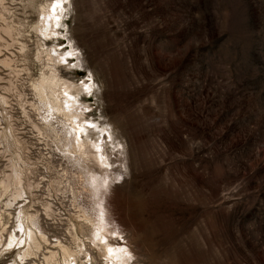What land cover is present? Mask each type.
Wrapping results in <instances>:
<instances>
[{"label":"rangeland","instance_id":"1","mask_svg":"<svg viewBox=\"0 0 264 264\" xmlns=\"http://www.w3.org/2000/svg\"><path fill=\"white\" fill-rule=\"evenodd\" d=\"M0 2V26L13 28L0 31L11 59L0 63V180L33 185L16 198V180L0 186V264H23L2 230L22 203L52 243L74 249L76 227L82 264L109 261L79 221L100 211L124 264H264V0ZM47 2L57 13L43 35L35 4ZM45 48L73 85L77 137L107 158L98 182L35 109Z\"/></svg>","mask_w":264,"mask_h":264},{"label":"bare ground","instance_id":"2","mask_svg":"<svg viewBox=\"0 0 264 264\" xmlns=\"http://www.w3.org/2000/svg\"><path fill=\"white\" fill-rule=\"evenodd\" d=\"M35 8L40 16V20H38L34 25L35 31L37 30L43 35L49 34L51 32V27L53 26L52 22L55 19L57 13L56 10H53L55 9V4L53 5L52 2H50L49 4L48 2L44 4L38 3L35 4ZM1 20L3 21L2 18ZM0 31H3L5 35L10 36L13 28L12 26L4 24V26H0ZM21 47H25L24 44H22ZM42 50L44 51L42 52L47 56L48 64L45 68H43L38 77V80L32 83L34 98H36L37 100V102H35L37 103L35 109L36 111L41 113L46 125H52L54 120L57 122L60 128L57 129L55 128L56 126H54V128L52 129H54V131L56 132L60 131V133H55L60 134L61 141L63 142L62 144L65 147L67 146L68 149L70 148L68 154L72 153L74 157L78 159L82 167L84 177L87 176L88 179L92 181V183L98 182L99 179L94 166L95 164L99 165L104 163L103 159H105V154L97 149L98 146L96 144H89V140H80L77 137L78 131L82 129V126L80 127V124L83 123L84 118L80 113H78L77 107L75 105V99L71 96L70 90L72 89L73 85L70 82L65 81L59 75V71L56 65L60 62V54H54V52L48 48ZM1 53L2 52H0V54ZM36 55L37 57L40 56L39 53H37ZM10 60V56H0V63L5 67L9 66L8 64H11ZM11 83L12 82L9 81L8 85H13ZM18 97L20 98L21 96L18 95ZM1 98L3 99L4 103H7L3 96ZM105 160H107V158ZM12 180L13 182L16 180V185L13 183L12 186L14 187L13 191L11 192L15 198L22 197L21 192L25 189H28V191L30 190L29 193L31 192L30 188L33 186L31 182H27V186L22 187L21 181L17 180L16 177H13V174H4L3 179L0 180V186L3 187L4 191H7V189L11 187L10 185ZM35 187L37 188V186ZM30 195L32 196V192ZM46 202L45 214H48L51 207L50 202ZM11 203H13V201ZM7 205L12 206L13 204H10V202L8 201ZM24 206L25 203H22L15 207L16 209H18V213L14 216V218H16V221L12 226L13 230L7 231L5 227L2 228V230L6 231L5 241L7 247L11 248L14 245H18L19 249L24 248L18 253L20 262L24 264L25 261L29 259L41 258L42 261L40 262V264H82L80 262L79 255L82 253L83 247H85L86 243L78 237V234L75 230L76 227L72 225V240L75 242L74 249L59 240L56 241V243H52L51 241H49L44 232V228H42L41 226V220L39 214L37 213L38 211L33 210V212L25 213L23 211ZM80 210L83 209H79V212ZM51 212L52 211H50V213ZM80 213L81 214L79 215V221L81 223H87L89 228V233L87 234L86 239L88 241H92L94 245L101 251V253H103V255H106V257L109 259L107 264H124L125 262L128 263L130 260L129 255H127L128 252L124 251L122 248H118L117 246L116 248H114L112 245L106 242L107 235L113 234L114 230L107 225L104 217V212L100 211V215L98 217L96 216L95 218L89 216L85 212ZM51 214L48 215L50 216ZM80 225L82 226V224H79V227L81 230H83V227H81ZM44 244L47 247H44ZM44 248L46 249L43 251ZM110 249L111 254L109 252ZM12 264L16 263L14 262ZM32 264H37V262L35 260H32Z\"/></svg>","mask_w":264,"mask_h":264},{"label":"snow or ice","instance_id":"3","mask_svg":"<svg viewBox=\"0 0 264 264\" xmlns=\"http://www.w3.org/2000/svg\"><path fill=\"white\" fill-rule=\"evenodd\" d=\"M56 6H59V2H58V0H57V5ZM53 10H55V9H53ZM109 252H110V254H111V249L109 250Z\"/></svg>","mask_w":264,"mask_h":264}]
</instances>
